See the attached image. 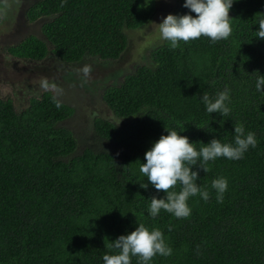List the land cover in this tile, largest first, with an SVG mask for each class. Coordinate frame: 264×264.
<instances>
[{
    "label": "trees",
    "instance_id": "16d2710c",
    "mask_svg": "<svg viewBox=\"0 0 264 264\" xmlns=\"http://www.w3.org/2000/svg\"><path fill=\"white\" fill-rule=\"evenodd\" d=\"M148 2L35 0L27 16L47 18L41 36L28 35L8 53L24 61L58 58L75 69L79 85L82 63L122 58L126 30L144 29L152 20L156 0ZM182 5L176 0L171 12H188ZM259 13L264 0H235L227 40L201 37L175 49L160 40L151 44L142 62L102 85L100 101L113 116L93 117L85 141L70 125L77 108L57 96L58 109L52 89L28 93L20 110L9 97L0 98V264H102L108 243L139 223L161 229L173 249L152 264H264V92L255 90L256 72L264 75V40L254 37ZM225 86L232 111L212 113V119L198 98ZM241 123L256 133L255 148L240 160L210 161L207 172L193 169L210 192L207 202L190 197L187 218L163 210L156 218L147 214L146 199L164 192L139 167L165 128L199 148L213 138L232 141ZM219 176L228 180L222 203L211 189ZM142 181L147 190L139 187Z\"/></svg>",
    "mask_w": 264,
    "mask_h": 264
},
{
    "label": "clouds",
    "instance_id": "9594fccd",
    "mask_svg": "<svg viewBox=\"0 0 264 264\" xmlns=\"http://www.w3.org/2000/svg\"><path fill=\"white\" fill-rule=\"evenodd\" d=\"M234 2L235 0H183L182 7L188 9V12L182 15L170 13L164 16L160 23L152 24L158 26L159 40L166 42L173 49L181 41L188 43L201 37H206L211 43H216L220 40H227L232 34V18L229 16V11ZM149 3L151 0L147 4ZM259 14L254 23L258 26L254 31V37L264 40V13ZM49 58L58 61V58ZM39 61L41 64L46 63L44 59ZM81 71L87 77L92 69L86 65ZM43 72L46 77V71ZM256 73L258 76L255 80V90L264 92V75ZM71 80L74 79H66V84H70ZM74 84L78 85L77 81L74 80ZM40 85L45 89L51 85L55 89L57 95L53 97V102L58 109L61 108L62 102L57 96L62 93V89L47 81ZM198 100L204 105L212 119H214L211 116L212 113L224 117L229 116L232 111L230 107L231 89L227 86L215 95L204 92ZM165 132L166 134L160 135L145 151V162L140 163L139 167L140 173L151 186L157 191L164 192L161 198L154 195L146 199L150 201L147 214L152 218L158 217L162 210L176 218L189 217L191 215V208L188 204L190 197L199 196L205 202L210 199L208 188L197 183L200 178L199 171L193 169L207 172L209 169L206 165L221 157L228 160H240L249 148H255L258 144L256 133L246 131L242 123L234 127L232 141L223 142L220 138H213L208 143L198 142L201 145L199 148L196 147L197 142H191L189 137L181 135V132L173 128H165ZM143 181L139 183V187L147 190L149 183ZM177 187L179 191L176 190ZM211 189L216 193L217 202L222 203L224 194L228 190L227 178L219 176L213 179ZM107 247L109 252L101 257L102 264H132L133 257L137 259V264H152L154 257H168L173 253V249L166 242L164 232L159 228H150L143 223L137 224L135 229L127 234L119 235L110 241Z\"/></svg>",
    "mask_w": 264,
    "mask_h": 264
},
{
    "label": "rangeland",
    "instance_id": "374dc122",
    "mask_svg": "<svg viewBox=\"0 0 264 264\" xmlns=\"http://www.w3.org/2000/svg\"><path fill=\"white\" fill-rule=\"evenodd\" d=\"M176 0H156L155 10L152 14V20L148 23L144 29L126 30L128 36V47L122 56V58L114 61H102L99 58L86 61L80 65L81 69L84 66H90L92 71L85 77L80 70L82 80L79 81V85L84 88L88 87L89 90L79 89L75 84H64L63 76L68 75L66 72L70 70L69 67L57 66L56 75L52 78V82L57 87L62 89V93L58 96L63 99L69 105L77 108L76 115L71 121V127L75 130L79 138L82 136V140H86L87 132L92 124L93 117L112 118L111 110L105 106L101 101V93L103 92L102 85L111 83V79L114 77L116 81L122 70L133 68V66L143 61L147 53L148 47L159 41L158 26L152 23H160L164 16L167 14H173L171 12L172 7H175ZM12 24V22H9ZM10 27V25H9ZM35 32L38 31V26L29 25ZM27 28V24L25 30ZM17 34H22L21 30ZM14 34H9L7 28L6 35L0 36V44L11 43L13 41ZM16 37V36H15ZM14 37V39H15ZM0 45V46H1ZM34 61H21L15 57H10L5 53V50L0 49V98L9 97L13 100L16 106H19L23 102L27 103V97L24 98L25 93L29 92L28 86H32L33 80L38 77H43L41 70L48 73L54 72V69L49 64H41L40 62L33 63ZM55 62V61H54ZM59 65V63L55 62ZM31 67H38L37 72H32ZM44 73V72H43ZM7 80V81H4ZM12 81V82H11ZM69 85V87H68ZM52 89V88H51ZM55 92V89H52ZM56 94V92H55ZM57 95V94H56ZM30 96V95H28ZM89 144L81 143L82 147Z\"/></svg>",
    "mask_w": 264,
    "mask_h": 264
},
{
    "label": "flooded vegetation",
    "instance_id": "af4514ba",
    "mask_svg": "<svg viewBox=\"0 0 264 264\" xmlns=\"http://www.w3.org/2000/svg\"><path fill=\"white\" fill-rule=\"evenodd\" d=\"M34 2L35 0H0V36L3 37L4 35H6L7 28L9 29V34L15 33V35L13 36V41H11V43H9L10 41H8L7 43H3L2 45L0 44L1 45L0 49L5 50V53L7 55H10V57H14V56L11 53H8L9 47L19 44L25 37H27L30 34L41 36L40 27L46 21L45 17H38L35 20H30L29 17L27 16V10L32 4H34ZM9 22H12V24H10ZM26 24H27V28L25 30ZM29 25L38 26L39 27L38 31L35 32L32 28L28 27ZM19 30H21L22 34L16 35V33L20 32ZM21 61H24V60H21ZM25 61H33V60L25 59ZM60 62L61 60L58 59L59 65L65 66V65H61ZM65 67H68V66H65ZM31 68H30L31 71L35 72V67H34V71H33V67ZM71 70H72L71 76L73 78L75 75V69L71 68ZM4 81H7V80H4ZM80 86L76 85L77 88L81 89ZM26 87H29V89H31L32 87H34V84L32 86L27 85ZM49 88L50 89L52 88L51 85ZM38 90L42 92V91H45L46 89L43 88L42 85H40L38 87ZM27 96H28V92L24 95V98ZM4 97H1V98L3 99ZM25 106L26 104L22 103L19 106H16V108L20 110V109H23Z\"/></svg>",
    "mask_w": 264,
    "mask_h": 264
},
{
    "label": "water",
    "instance_id": "95a60500",
    "mask_svg": "<svg viewBox=\"0 0 264 264\" xmlns=\"http://www.w3.org/2000/svg\"><path fill=\"white\" fill-rule=\"evenodd\" d=\"M45 19L47 20L46 17H45ZM49 57H52V56H47V57H45L43 59L46 61L45 64H49L50 66L53 67L54 72L47 73V71H46V77H45V73H43V71L41 70L40 72L43 75V77H38V78H40L42 80L35 79L34 80L35 81L34 84H37V86L32 87L28 93H31V92L35 91L39 87L38 85L43 84L45 81H47V82L52 81V78H54V76L56 75L57 64H55V62L58 63V61L57 60H51ZM52 59H55V57H52ZM37 62H40V61H37ZM33 63H36V61H34ZM38 70H39L38 67H35V72H37ZM33 71H34V67H33ZM63 79H64L63 83L66 84V79H68L67 76H63ZM70 84H74V80H71Z\"/></svg>",
    "mask_w": 264,
    "mask_h": 264
}]
</instances>
